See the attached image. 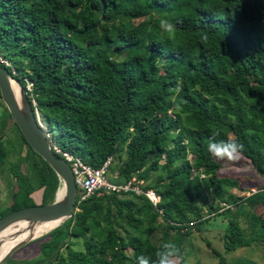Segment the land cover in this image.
<instances>
[{"label": "trees", "instance_id": "16d2710c", "mask_svg": "<svg viewBox=\"0 0 264 264\" xmlns=\"http://www.w3.org/2000/svg\"><path fill=\"white\" fill-rule=\"evenodd\" d=\"M0 56L54 144L93 168L123 156L117 182L134 176L159 196L154 208L142 196L97 192L33 240L37 259L19 264H136L139 255L154 261L165 242L184 264L193 229L219 216L224 254L264 247V215L241 229L219 207L235 205L230 191L240 187L207 150L213 133L231 136L264 177V0H0ZM5 112L3 126L17 130ZM18 134L34 189L50 203L59 181ZM29 194L22 187L0 217L33 206ZM261 198L264 189L242 202L263 206ZM256 226L262 234L246 244ZM159 230L163 238L151 240ZM75 239L82 250L71 248Z\"/></svg>", "mask_w": 264, "mask_h": 264}, {"label": "rangeland", "instance_id": "374dc122", "mask_svg": "<svg viewBox=\"0 0 264 264\" xmlns=\"http://www.w3.org/2000/svg\"><path fill=\"white\" fill-rule=\"evenodd\" d=\"M137 21L138 20H135L133 22L136 23ZM2 112L3 116L5 115V117H7L4 105L0 99V117ZM3 116L0 118V134L3 135L0 140V150L2 151V155L0 156V213L9 207L14 195H21L22 187H27L30 190L29 199L33 202V205H39L42 202V190H37L36 188L34 189L35 180L34 178L30 180L31 176L29 175L28 169H30L29 164L31 163L29 158H24L26 147L22 143L15 127L7 126L5 128L3 126ZM49 132L53 138L57 140L56 130L51 128L49 129ZM228 138L232 140L231 136H228ZM32 160L38 162V159L34 156L31 157V161ZM121 160H123V156H121L120 162ZM120 162L113 160L111 170L117 172ZM218 173L235 179L238 182L240 189L242 188L243 190L249 191L264 189V177L261 176V174L258 173L244 157H241V159L236 162L221 160ZM59 189L60 186L56 188L55 194ZM235 195L239 196V190H237ZM237 200H239V198ZM239 202L241 201L239 200ZM253 216L259 218L260 214H254ZM158 223L160 227H163L160 220ZM224 228L225 223L223 225L218 221L200 225L199 232L193 234L184 242V264H218V259L210 252L206 243H208L211 248L222 254V256L226 259V264L229 263V258H233L232 260L240 258L243 260L253 261L254 264H264V247L260 248L251 245L249 248H242L230 254H224L221 240ZM162 233L163 231L159 230L151 236V240H160L161 237L163 238ZM169 234L171 237L172 233ZM38 237L40 236H37V238ZM33 240L26 242L16 249L8 258L10 259V262L7 261L4 264H19L22 260L37 259V244L36 242H33ZM3 241L4 238H1L0 242ZM74 242L75 245L71 248L82 250L80 240L75 239ZM126 254L130 256L129 251H127Z\"/></svg>", "mask_w": 264, "mask_h": 264}, {"label": "water", "instance_id": "95a60500", "mask_svg": "<svg viewBox=\"0 0 264 264\" xmlns=\"http://www.w3.org/2000/svg\"><path fill=\"white\" fill-rule=\"evenodd\" d=\"M10 82H14L19 89L20 97L17 99L11 90ZM0 99L11 123L16 126L25 143L53 172L59 181L60 189H63L62 197L58 198L56 193L50 203L19 208L0 217V232L18 222H25L30 228L34 224L54 223L52 229L75 211L76 188L69 167L63 159L51 151L45 133L37 124L35 114L19 81L2 66H0ZM35 237L37 238L30 236L24 241L14 243L0 258V264H3L16 249Z\"/></svg>", "mask_w": 264, "mask_h": 264}, {"label": "built area", "instance_id": "2783aa9c", "mask_svg": "<svg viewBox=\"0 0 264 264\" xmlns=\"http://www.w3.org/2000/svg\"><path fill=\"white\" fill-rule=\"evenodd\" d=\"M0 66L5 67L6 69L10 68V74H14L10 64L1 56ZM25 91L30 92V84L25 86ZM30 104L33 107L35 105L32 99L30 100ZM34 114L37 124L42 128V130H44L51 151L57 157L63 159L69 167L73 178V184L76 188L75 203H81L97 192H102L105 195L129 193L133 196L144 197L151 204V206L156 208L159 203V196L151 189H143V181L132 176L129 180L117 182L118 174L116 171L111 170L113 163L112 157H107L100 164V166L96 168L87 165L75 153L65 149L63 150L54 144L50 134L45 130V126L40 122L37 112L35 111ZM254 192V190H251L250 194ZM219 207L229 208L230 206L228 207L224 203H220ZM156 211L159 215H162V211L160 209H156ZM191 224L192 223H189V226H191Z\"/></svg>", "mask_w": 264, "mask_h": 264}, {"label": "clouds", "instance_id": "9594fccd", "mask_svg": "<svg viewBox=\"0 0 264 264\" xmlns=\"http://www.w3.org/2000/svg\"><path fill=\"white\" fill-rule=\"evenodd\" d=\"M168 32L174 31L172 23H166ZM219 133H213L208 145V152L218 160L229 162L239 161L242 157L243 145L234 140H217ZM180 259V249L173 242H165L161 249L156 253L153 261L150 257L139 255L136 257V264H178Z\"/></svg>", "mask_w": 264, "mask_h": 264}, {"label": "crops", "instance_id": "0c3cea01", "mask_svg": "<svg viewBox=\"0 0 264 264\" xmlns=\"http://www.w3.org/2000/svg\"><path fill=\"white\" fill-rule=\"evenodd\" d=\"M250 192L249 190H243L241 188L239 190V196H236L235 193H237V189H232L230 191V193L235 197L236 204L233 206H230L229 211L232 214L233 218L237 221L238 226L241 229L245 226L247 220L250 217H252L254 214L256 215L260 214V216L264 215V205L260 206V204L258 203H253L254 200L253 201L250 200L248 202H242V200L245 198V195H250ZM238 198H240L239 200L241 202L237 200ZM262 201L264 202V198H261L259 202H262ZM214 221H218L220 224H223V225L225 223L224 219L221 216H219V217L209 218L206 222L202 223L201 225L207 224L209 222H214ZM199 226L193 229L191 236L199 232ZM254 231H255L254 234L246 239V244H252V242H254L262 234L263 229L261 227L256 226L254 228Z\"/></svg>", "mask_w": 264, "mask_h": 264}, {"label": "bare ground", "instance_id": "6f19581e", "mask_svg": "<svg viewBox=\"0 0 264 264\" xmlns=\"http://www.w3.org/2000/svg\"><path fill=\"white\" fill-rule=\"evenodd\" d=\"M10 87L14 93L15 98H19V89L14 82H10ZM63 195V189H59L57 197L60 198ZM54 223H39L34 224L32 228L25 222H18L0 232V239L4 238L3 242H0V258L5 252L16 242L24 241L30 236H40L46 233Z\"/></svg>", "mask_w": 264, "mask_h": 264}]
</instances>
